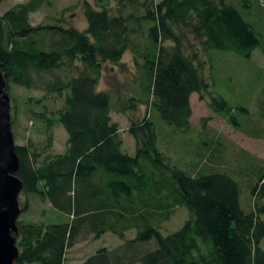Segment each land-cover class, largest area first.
<instances>
[{
	"label": "trees",
	"instance_id": "trees-1",
	"mask_svg": "<svg viewBox=\"0 0 264 264\" xmlns=\"http://www.w3.org/2000/svg\"><path fill=\"white\" fill-rule=\"evenodd\" d=\"M42 4L28 0L0 16V71L9 84L39 87L43 98L54 95L61 102L49 115L45 106L40 113L32 111L45 126V146L38 151L31 144H15L20 161L16 175L24 185L22 194L48 203L67 222L17 221L16 264H64L66 250L80 237L105 233L123 243L101 248L81 264H264V169L251 187L252 208L245 211L237 181L216 170L228 164L214 145L219 133L202 124L199 133L210 138L202 142L198 161L183 158L178 163L157 148L153 122L157 112L176 133L189 132L194 93L232 119L227 102L209 92L197 54L185 53L179 32L194 36L205 52L250 58L260 47L264 54V41L236 7L240 2L144 0L141 15L112 14L84 2L87 27L82 31L64 26L63 16L56 17L59 24L32 25L30 15ZM126 52L137 69L127 84L135 86L139 97L122 99L98 86L104 65L120 63ZM139 105L148 112L130 123L135 142L130 155L112 114ZM57 124L67 140L65 152L56 155L49 151ZM182 206L188 219L163 235L158 226ZM28 208L25 202L22 213ZM128 231L135 235L125 240Z\"/></svg>",
	"mask_w": 264,
	"mask_h": 264
},
{
	"label": "rangeland",
	"instance_id": "rangeland-1",
	"mask_svg": "<svg viewBox=\"0 0 264 264\" xmlns=\"http://www.w3.org/2000/svg\"><path fill=\"white\" fill-rule=\"evenodd\" d=\"M28 0H0V16L9 8ZM42 7L30 15V23L59 24L57 18L64 17L63 25L74 26L79 30L87 27L83 13V3L88 2L95 8H106L112 14L121 11L124 14L143 13L144 0H42ZM158 2L159 0H155ZM236 6L243 18L252 26L255 32L264 41V4L258 0H228ZM65 11V12H63ZM63 12V13H62ZM62 13V14H61ZM58 15V16H57ZM57 17V18H56ZM145 28V24L140 25ZM182 34L184 51L186 54L196 53L200 64V73L207 79L210 86L209 92L223 98L232 109L231 117L227 118L214 112L206 100H201L198 94L190 98L192 116L190 119L191 130L187 133H176V130L166 124L157 112H153V122L158 134L157 148L159 151L174 158L181 163L183 158L187 161L197 162L199 148L202 142H207L210 137L201 136L202 124L219 133V140L214 144L221 151L228 164L223 167L218 165V172L229 174L240 186V201L242 208L249 211L251 204V187L256 182L258 175L264 169V54L261 48H256L250 58H244L231 51H203L201 43L194 36ZM140 40V39H139ZM137 69L130 52H126L118 64L106 63L102 70L100 89H112L122 99L132 95L139 97L133 78ZM46 76L45 79H48ZM8 94L11 99V129L14 143L18 145L31 144L32 148L41 151L45 146L46 131L44 124L37 120L32 113H40L43 106L50 111L57 110L61 102L54 95L44 97L41 88L25 89L13 83L9 84ZM208 96V95H207ZM40 100L39 104H35ZM148 108L139 105L136 110H128L125 114L114 112L112 119L119 124L123 139V150L134 155L135 142L129 134L128 128L132 121H139L147 115ZM51 154H63L66 148L67 134L60 124L54 127ZM205 138V139H204ZM244 149V150H243ZM245 150H248L247 152ZM185 156V157H183ZM179 159V160H178ZM20 205L28 202L27 212L21 213L18 221L23 223L58 224L67 222V218L51 209L48 203L41 202L36 196L25 195L19 197ZM189 217L186 207H178L170 220L165 221L158 229L163 235L177 231ZM134 231L125 233V240L133 238ZM123 240L112 233H105L99 238L92 235L82 236L72 247L66 250L64 264H81L88 256L101 248L115 249ZM153 245V242L151 243ZM264 248V241L262 243Z\"/></svg>",
	"mask_w": 264,
	"mask_h": 264
},
{
	"label": "water",
	"instance_id": "water-1",
	"mask_svg": "<svg viewBox=\"0 0 264 264\" xmlns=\"http://www.w3.org/2000/svg\"><path fill=\"white\" fill-rule=\"evenodd\" d=\"M8 86L0 71V264H16L19 257L17 221L22 213L19 197L24 189L22 180L16 175L20 161L11 129Z\"/></svg>",
	"mask_w": 264,
	"mask_h": 264
},
{
	"label": "crops",
	"instance_id": "crops-1",
	"mask_svg": "<svg viewBox=\"0 0 264 264\" xmlns=\"http://www.w3.org/2000/svg\"><path fill=\"white\" fill-rule=\"evenodd\" d=\"M192 96V95H191ZM212 130H215L214 128H212V127H210ZM263 241H264V239H263ZM263 243V242H262Z\"/></svg>",
	"mask_w": 264,
	"mask_h": 264
}]
</instances>
